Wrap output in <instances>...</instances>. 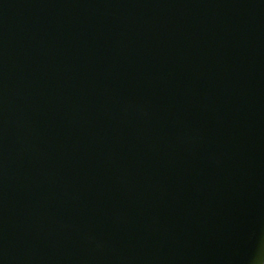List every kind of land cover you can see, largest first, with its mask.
Masks as SVG:
<instances>
[{
  "label": "water",
  "instance_id": "1",
  "mask_svg": "<svg viewBox=\"0 0 264 264\" xmlns=\"http://www.w3.org/2000/svg\"><path fill=\"white\" fill-rule=\"evenodd\" d=\"M0 264H264V0H0Z\"/></svg>",
  "mask_w": 264,
  "mask_h": 264
}]
</instances>
